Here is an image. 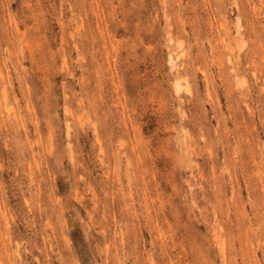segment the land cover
Listing matches in <instances>:
<instances>
[{"label":"rangeland","instance_id":"1","mask_svg":"<svg viewBox=\"0 0 264 264\" xmlns=\"http://www.w3.org/2000/svg\"><path fill=\"white\" fill-rule=\"evenodd\" d=\"M0 264H264V0H0Z\"/></svg>","mask_w":264,"mask_h":264},{"label":"bare ground","instance_id":"2","mask_svg":"<svg viewBox=\"0 0 264 264\" xmlns=\"http://www.w3.org/2000/svg\"><path fill=\"white\" fill-rule=\"evenodd\" d=\"M184 84H186V83H184ZM177 87H179V89H180V88L182 87V85L179 83V84L177 85ZM185 89H186L187 91H190V87H189L188 84L185 85Z\"/></svg>","mask_w":264,"mask_h":264}]
</instances>
